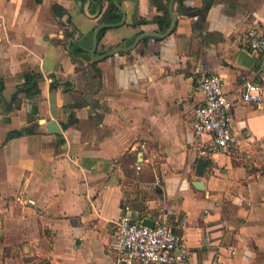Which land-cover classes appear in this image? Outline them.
Segmentation results:
<instances>
[{"label": "crops", "instance_id": "crops-1", "mask_svg": "<svg viewBox=\"0 0 264 264\" xmlns=\"http://www.w3.org/2000/svg\"><path fill=\"white\" fill-rule=\"evenodd\" d=\"M163 1L123 0L124 23L106 29L95 55L158 32L132 22ZM172 9L167 36L95 60L97 17L76 0H0V264H118L117 221L154 224L161 208L185 218L181 264H264V69L246 39L252 25L264 34V0ZM74 37L88 53L70 54ZM26 71L40 73L37 92L17 89ZM207 73L232 101L235 142L204 156L209 135L196 136L191 120ZM245 81L261 102L241 99Z\"/></svg>", "mask_w": 264, "mask_h": 264}, {"label": "built area", "instance_id": "built-area-1", "mask_svg": "<svg viewBox=\"0 0 264 264\" xmlns=\"http://www.w3.org/2000/svg\"><path fill=\"white\" fill-rule=\"evenodd\" d=\"M250 50L261 54L260 67L264 69V34L252 25L246 30ZM202 101L195 107L191 120L193 133L200 137L208 134L209 140L200 144V154L209 155L227 152L235 142L228 110L232 101L222 88L219 75L207 73L199 82ZM241 99L259 103L263 99L262 89L253 81H245ZM140 169L141 164L136 163ZM161 219L153 226L144 225L123 215L116 223L110 247L119 262L127 264H181L189 254L183 230L184 216L171 222L168 210L160 209Z\"/></svg>", "mask_w": 264, "mask_h": 264}, {"label": "trees", "instance_id": "trees-1", "mask_svg": "<svg viewBox=\"0 0 264 264\" xmlns=\"http://www.w3.org/2000/svg\"><path fill=\"white\" fill-rule=\"evenodd\" d=\"M36 2H40L41 0H34ZM123 0H116L120 5H122ZM176 2H181L182 0H175ZM76 2L91 16L97 17V25L99 24H106V23H115L118 22L121 19V10L117 6V3L114 0H76ZM168 3L169 0L163 1V3L158 8L161 10L160 14H157L149 19L139 17L133 20L132 24H146V23H155L157 25V29L159 33H163L167 27L170 24V14L168 11ZM56 13L58 12L59 16L63 15V8L59 6L58 4H53L51 7ZM185 12L191 13L192 10L189 7L184 8ZM108 27H102L98 31L97 34V40L99 41L103 33L106 31ZM74 30V34H78L76 29ZM72 32H69V34H72ZM74 37L73 40H68L67 45L70 50V54L72 56L79 54L81 52L88 53V49L82 48V40H76ZM150 38H160L159 36H145L142 37V42L147 41ZM87 57L89 58V55L87 54ZM41 75L38 72L35 71H26L24 73V81L21 84L17 85V89L19 91H23L26 93H34L39 90L38 87V81L40 80ZM57 82H52L51 86L56 84ZM3 87V79L0 78V88ZM71 119L68 122L62 123L63 128H65L68 124L71 123Z\"/></svg>", "mask_w": 264, "mask_h": 264}, {"label": "water", "instance_id": "water-1", "mask_svg": "<svg viewBox=\"0 0 264 264\" xmlns=\"http://www.w3.org/2000/svg\"><path fill=\"white\" fill-rule=\"evenodd\" d=\"M114 1L116 2V0H114ZM174 1L175 0H169V3H168V11H169L171 20H170V24L167 27V29L163 33H159V32H144V33H141V34H139L137 36L134 44L137 43L138 40L141 37H144V36L156 35V36L164 37V36H167L168 34H170V32L172 31V29H173V27L175 25V22H176V18H175L173 9H172ZM116 3H117V6L120 8L121 13H122L121 19L118 22H115V23H106V24L97 25V27L95 28V30L93 32V45H92V48L90 50V55H91L92 59L99 60V59H102L103 57L109 55L110 53L116 52L118 50L129 49L130 47H132L134 45L133 44V45L127 47V48L120 47V48H117V49H113V50H110V51H108V52H106V53H104L102 55H95V48H96V45H97V34H98V31L100 30V28L118 26V25H121L122 23H124V21H125L126 13L123 10L122 6L118 2H116ZM46 125H47V129L49 131L60 132V129L56 127V123L54 121H48V122H46ZM203 163H204L203 160H199L200 167L203 165ZM142 224L148 225V226H153V222L148 220V219H144L142 221ZM118 264H127V263L119 262Z\"/></svg>", "mask_w": 264, "mask_h": 264}]
</instances>
